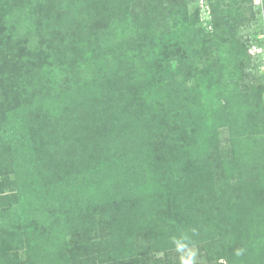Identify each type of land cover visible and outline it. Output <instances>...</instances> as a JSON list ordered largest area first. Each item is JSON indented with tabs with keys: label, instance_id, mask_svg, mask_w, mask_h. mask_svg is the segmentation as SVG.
Masks as SVG:
<instances>
[{
	"label": "rangeland",
	"instance_id": "obj_1",
	"mask_svg": "<svg viewBox=\"0 0 264 264\" xmlns=\"http://www.w3.org/2000/svg\"><path fill=\"white\" fill-rule=\"evenodd\" d=\"M96 2L94 11L88 7L80 19L66 25L76 42L64 41V35L53 41L55 60L72 63L77 56L94 58L106 52L111 34L107 28L119 0H111L106 14ZM133 5L134 22L145 33L133 32L123 44L157 49L143 73L114 76L95 109L86 108L90 120L82 138L63 139V145L60 137L38 138L31 149L18 153L9 121L0 119V264H113L109 259L116 248L136 253L119 262L124 264L228 261L208 238L183 242L170 258L155 247L178 229L174 194H179L182 176L196 165L199 135L218 112L217 84L241 69L239 89L258 103L255 112L264 113V0H137ZM5 8L0 18L27 37L15 4L8 0ZM181 9L188 11V20L178 27L170 16ZM38 44L32 46L43 50L35 59L49 62L46 40ZM245 50L250 61L244 62ZM33 84L28 88L27 82V89L22 85L19 91L21 85L10 82L5 95L0 94V113L12 115L22 100L20 92L34 89ZM224 106L230 110L228 102ZM221 131L200 170L224 168L232 141L228 127ZM76 141L82 151L74 148ZM198 173L206 178V172ZM263 191H258L259 198ZM154 202L160 213L148 217L146 208ZM15 217L30 218L35 225L28 242L16 244L8 237ZM69 217L74 218L73 229L61 241L56 231ZM137 221L141 224L134 240L117 239ZM231 254L232 264H264V242L249 231Z\"/></svg>",
	"mask_w": 264,
	"mask_h": 264
},
{
	"label": "trees",
	"instance_id": "obj_2",
	"mask_svg": "<svg viewBox=\"0 0 264 264\" xmlns=\"http://www.w3.org/2000/svg\"><path fill=\"white\" fill-rule=\"evenodd\" d=\"M11 1L22 17L28 36L20 37L17 30L11 29L5 18H0V94L5 95L7 85L13 80L18 86L21 85L19 91L22 85L26 88L27 82L28 88L31 87V81L35 87L26 90V93L20 92L22 100H18V107L12 115L0 113V119L5 123L9 121L15 151H28L38 138L50 141L56 136L60 137V142L70 137L82 138L87 133L85 124L90 120H87L90 116L86 108L95 109V105L106 96L108 82L113 81L114 76L120 79L121 72L127 74L134 71V76L138 72L143 73L148 67L147 60L157 49L148 44H139L135 49L129 43L123 44L133 32L140 35L145 33L134 22L132 7L137 0H119L113 21L107 28L111 34L105 41L106 52L94 58L77 56L72 63L55 60L54 54H51L54 51L51 50L53 41L64 35V41L76 42L75 36L66 25L70 19H80L88 7L94 11L96 5L92 4L93 0ZM96 1L99 4L98 9L104 10L105 14L111 10V0H107L106 4L105 0ZM6 2L8 0L0 1L1 12L6 10ZM170 17L181 27L187 23L188 11L181 9L175 13L171 12ZM152 23L156 24L157 21ZM45 40L48 44L47 50H51L46 58L49 62L36 60L43 49L32 46L35 42L42 44ZM57 55L56 58L61 57L60 53ZM244 56V62L251 60L247 50ZM28 68L31 70H27ZM31 71H34V75ZM243 77L241 69H237L217 84L218 112L210 121L205 134L201 132L199 135L195 154L196 165L182 176L177 188L179 194H174L178 229L162 242L156 243L155 249L163 252L165 258H170L172 251L183 242L194 243L195 238H208L218 245L220 258H227L225 264H232L231 252L234 251L235 244L243 241L244 235L249 231L264 242V191L261 192L260 198L258 193L264 189V168L260 167L264 164V113L255 112L258 103H251L248 95L239 89V82ZM90 90L100 93L101 97L91 94ZM223 98H227V101L223 102ZM222 102L229 103V111ZM225 127L231 130L232 151L223 162L224 168L219 172L210 173L200 170L204 169L201 163L206 159L207 153L216 147L215 141L219 139L221 130ZM1 128L0 126V130ZM257 136L259 137L256 144ZM75 145L74 148H80L82 151L79 141H76ZM198 172H206V178ZM150 195L154 196L153 193ZM197 201L200 203H196ZM146 209L148 217L160 213L157 202ZM73 224L74 218L65 220L63 227L56 231L58 234L55 238L65 241V237L73 229ZM140 224L141 222L137 221L131 230L127 231L128 234L120 232L117 239L134 240L135 231ZM34 232L35 225L30 218L15 217L11 221L8 237L12 243L21 244L24 240L28 242ZM127 253L125 254L122 248H116L112 251L109 262L124 264L119 262L124 258L136 256V253ZM258 261L260 260L254 264H262Z\"/></svg>",
	"mask_w": 264,
	"mask_h": 264
},
{
	"label": "built area",
	"instance_id": "obj_3",
	"mask_svg": "<svg viewBox=\"0 0 264 264\" xmlns=\"http://www.w3.org/2000/svg\"><path fill=\"white\" fill-rule=\"evenodd\" d=\"M210 13V12H209Z\"/></svg>",
	"mask_w": 264,
	"mask_h": 264
}]
</instances>
